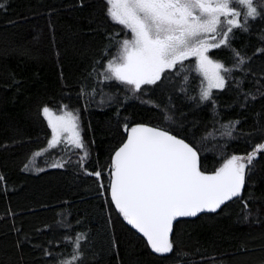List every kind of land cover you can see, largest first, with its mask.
<instances>
[{"label":"trees","instance_id":"1","mask_svg":"<svg viewBox=\"0 0 264 264\" xmlns=\"http://www.w3.org/2000/svg\"><path fill=\"white\" fill-rule=\"evenodd\" d=\"M0 5V264H60L77 237L75 264H264V152L236 200L176 223L169 253L128 224L110 190L126 127L148 124L188 141L205 173L264 143V13L210 52L231 71L226 88L203 101L193 59L139 91L104 78L131 38L106 0ZM45 107L78 115L84 148L57 151V163L37 171L55 156Z\"/></svg>","mask_w":264,"mask_h":264},{"label":"snow or ice","instance_id":"2","mask_svg":"<svg viewBox=\"0 0 264 264\" xmlns=\"http://www.w3.org/2000/svg\"><path fill=\"white\" fill-rule=\"evenodd\" d=\"M106 2L110 6L109 17L130 30L132 38L121 42L116 59L107 64L111 76L105 75V79L133 85L139 91L144 84H155L165 69L194 56L208 80V88L202 92L204 99L209 98L211 88L224 86L219 71H231L207 53L227 45L233 28L246 30L247 18L260 15L253 0ZM236 55L239 57V53ZM243 62L240 57L239 63ZM42 111L49 118L53 145L59 143L62 133H68L75 148H84L78 115L65 113L53 122L51 110L45 107ZM126 131L130 133L126 142L114 154L112 200L128 224L147 238L155 252L162 254L172 251L169 233L173 220L205 210L215 212L226 201L240 196L246 168L258 153L264 152L261 143L246 157L233 156L218 172L206 175L199 168L197 152L182 139L145 126L130 130L126 127ZM79 239L73 242L70 259L60 264H75L79 259Z\"/></svg>","mask_w":264,"mask_h":264},{"label":"rangeland","instance_id":"3","mask_svg":"<svg viewBox=\"0 0 264 264\" xmlns=\"http://www.w3.org/2000/svg\"><path fill=\"white\" fill-rule=\"evenodd\" d=\"M253 3H254V5H256V7H257V11L260 13V15H258L256 18H258V17H260L263 13H264V3L261 1V0H253ZM245 17H244V13L242 12L241 13V21H243V19H244ZM255 18V19H256ZM222 20L224 19L223 17L221 18ZM252 20H254V19H252V18H247V23L248 22H250V21H252ZM220 27H226V25H224V24H221L220 25ZM235 28H233V30H234ZM232 30V31H233ZM231 34V33H230ZM230 34H229V37H228V41H229V38H230ZM131 38H132V33H131ZM130 38V39H131ZM211 42H215L214 40L213 41H211ZM223 46H225V45H222L221 47H223ZM220 48V47H219ZM214 49H217V48H214ZM214 49H211L208 53H207V55L214 61V62H219V61H217V60H215V59H213L211 56H210V52L212 51V50H214ZM190 59H193L195 62H196V65H197V70H198V72H199V74L201 75V78H202V85H201V99L203 100V101H205V100H207V99H204V98H202V92L204 91V90H206L207 88H208V80L204 77V75L200 72V70H199V68H198V61H197V58L196 57H189L188 59H186V60H190ZM185 61V60H184ZM183 61V62H184ZM219 63H221V62H219ZM177 64H179V63H177ZM222 64V63H221ZM168 69H172V68H168ZM165 70H167V69H165ZM164 70V71H165ZM163 71V72H164ZM163 72L161 73V76H162V74H163ZM219 74L221 75V76H223L224 77V86L222 87V88H216V87H213V88H211V90H210V96L212 95V93L214 92V91H216V90H223V89H225L226 88V86H227V76H226V72L223 70V69H221L220 71H219ZM109 76H111V74L109 73ZM161 78V77H160ZM158 81V80H157ZM156 81V82H157ZM210 96H209V98H210ZM208 98V99H209ZM51 113H52V115H51V119H52V121L53 122H55L56 120H57V117H59V116H62V115H64L65 113H69V112H65V113H63V114H56L55 112H53V111H51ZM79 131H80V128H79ZM71 148H75L71 143H70V140H69V134L68 133H62L61 134V136H60V138H59V143H57V144H55V145H53L52 143H51V148H50V150L52 151V150H55V156L54 157H52L49 161H46V160H44L43 161V165L44 166H42V167H40L37 171H39V170H43L44 168H47V166H49L50 164H56L57 163V161L59 160V158H61V157H63V154H64V150H66V149H71ZM57 151L59 152V158H57L56 159V154H57ZM46 153H48V151L46 152ZM47 157V156H46ZM45 157V158H46Z\"/></svg>","mask_w":264,"mask_h":264},{"label":"water","instance_id":"4","mask_svg":"<svg viewBox=\"0 0 264 264\" xmlns=\"http://www.w3.org/2000/svg\"><path fill=\"white\" fill-rule=\"evenodd\" d=\"M138 126H145V127H149V128H154V129H158V130H163V131H166V132H168L170 135H172V136H175L176 138H178V139H182V138H180V137H178V136H176L175 134H173V133H171V132H169V131H167V130H164V129H161V128H158V127H155V126H152V125H148V124H141V125H138ZM130 134V133H129ZM129 136V135H128ZM185 143H187V144H189L192 148H194L195 149V151L197 152V155H198V163H199V168H200V164H201V156H200V153H199V151L193 146V145H191L188 141H186V140H184V139H182ZM203 173H205V172H203ZM114 171L112 172V180H114ZM206 175H213V174H215V173H205ZM112 180H111V182H112ZM243 189H244V187H243ZM243 189H242V191H243ZM242 191H241V193H242ZM239 197V196H238ZM238 197H233L231 200H228V201H226L224 204H222L215 212H209V211H203V212H200V213H198L196 216H190V217H177L175 220H173V222H172V228H171V232L169 233V240H170V242H171V239H172V236H173V231H174V227H175V225H176V223H178L179 221H182V220H193V219H196V218H198L199 216H201V215H204V214H214V213H218L223 207H225L227 204H229V203H231L232 201H234V200H236ZM135 231H137V233H139V235L141 236V237H143L144 239H145V241L148 243V245L151 247V245H150V243L148 242V240H147V238L146 237H144L143 236V234L142 233H140L136 228H134L132 225H130ZM152 248V247H151Z\"/></svg>","mask_w":264,"mask_h":264},{"label":"flooded vegetation","instance_id":"5","mask_svg":"<svg viewBox=\"0 0 264 264\" xmlns=\"http://www.w3.org/2000/svg\"><path fill=\"white\" fill-rule=\"evenodd\" d=\"M114 171V170H113Z\"/></svg>","mask_w":264,"mask_h":264}]
</instances>
